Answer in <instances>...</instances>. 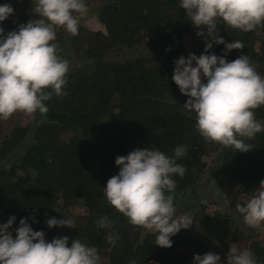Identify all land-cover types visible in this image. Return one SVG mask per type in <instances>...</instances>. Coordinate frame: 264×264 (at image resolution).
I'll list each match as a JSON object with an SVG mask.
<instances>
[{"label": "trees", "instance_id": "1", "mask_svg": "<svg viewBox=\"0 0 264 264\" xmlns=\"http://www.w3.org/2000/svg\"><path fill=\"white\" fill-rule=\"evenodd\" d=\"M85 2L89 7L92 0ZM5 3L14 14L0 22L4 35L36 18L35 0H0ZM179 5L180 0H102L95 12L104 29L79 23L76 36L57 29L59 54L70 64L67 94L46 101L49 111L38 112L33 122L21 124L20 112L0 119V225L15 216L12 231L26 218L48 242L67 236L69 246L79 239L95 247L101 264L133 259L136 264H193L194 255L208 252L226 264L230 247L251 250L264 264L261 228L248 227L236 211L248 200L239 195L252 197L264 180V131L246 141L253 146L247 152L199 134L195 113L186 114L182 107L188 97L171 77L174 61L190 53L199 57L207 37L196 35L198 29ZM217 31L226 43L244 44L228 52V62L245 54L264 75V27L245 33L219 21ZM223 49L213 44L209 51L220 56ZM254 111L264 124V106ZM180 145L187 154L177 163L186 172L183 178L173 176L175 215L190 214L193 224L171 237L170 248H162L155 245L154 231L131 225L107 202L104 187L118 174L116 157L145 147L172 157ZM201 182H212L223 199L206 201L196 187ZM77 207L86 210L71 218L75 228H48L47 219H67ZM102 216L113 221L111 229L97 226ZM112 233L120 237L115 244L106 240Z\"/></svg>", "mask_w": 264, "mask_h": 264}, {"label": "clouds", "instance_id": "2", "mask_svg": "<svg viewBox=\"0 0 264 264\" xmlns=\"http://www.w3.org/2000/svg\"><path fill=\"white\" fill-rule=\"evenodd\" d=\"M180 8L196 35L206 36L204 52L197 57L189 54L174 61L172 81L188 99L183 104L186 114L195 113L196 129L208 142L250 151L246 143L262 131L264 124L255 109L264 106V75L247 55L228 62L233 49L241 50L240 40L226 43L218 34L222 21L231 29L251 32L264 27V0H180ZM32 12L36 18L19 25L4 35L0 27V119L7 120L17 112L33 115L49 111L45 102L53 96L66 95L69 61L59 53L57 29L63 28L72 36L78 35L79 21L87 12L85 0H35ZM14 14L7 3L0 5V22ZM206 28V33L203 29ZM213 44H223V55L210 52ZM195 62V66H193ZM175 102V101H174ZM187 154L185 145L177 146L169 157L158 149L145 147L118 156V174L107 180L104 194L107 202L128 219L131 225L154 231L155 245L172 246L171 237L193 224L190 214L176 216L174 195L177 184L173 176L183 178L186 168L177 163ZM236 211L248 227L259 228L264 223V180L245 204H237ZM33 222H36L34 218ZM15 216L0 225V264H101L95 247L69 237L46 241L43 231H34L26 218L12 231ZM48 228H75L71 218L45 221ZM96 224L111 229L113 221L100 217ZM119 235H106L115 244ZM128 264H136L130 260ZM193 264H221L218 254L208 252L194 255ZM226 264H258L251 250L230 247Z\"/></svg>", "mask_w": 264, "mask_h": 264}, {"label": "rangeland", "instance_id": "3", "mask_svg": "<svg viewBox=\"0 0 264 264\" xmlns=\"http://www.w3.org/2000/svg\"><path fill=\"white\" fill-rule=\"evenodd\" d=\"M102 0H92L91 5L88 7V12L82 17L80 18L79 23L89 26L92 29H104V25L98 21L97 17H96V5L99 4V2H101ZM185 42L187 44V47L189 49H191V42L189 39H185ZM195 54V53H193ZM198 55V54H195ZM184 57V56H183ZM186 58V57H185ZM193 66H195V62H193ZM38 113V112H37ZM37 113L33 114V115H28L25 114L23 112H20V123L21 124H26L28 122H33L35 121V118L37 116ZM39 115V114H38ZM264 122V121H263ZM23 151V150H22ZM13 158H8V161H11ZM208 161H210V159H208ZM197 189L201 192L203 198L206 201H221L223 199V195L219 194L217 190H214L213 188V183L212 182H201L198 185H196ZM240 198H251L250 195H247L246 193H241ZM210 207L214 208L215 206L213 205V203L210 204ZM86 210L85 207H77L74 208L71 216H69L68 218H72L74 216V214L76 213H80V212H84ZM264 223L261 224L260 226V231H259V236L264 240Z\"/></svg>", "mask_w": 264, "mask_h": 264}]
</instances>
